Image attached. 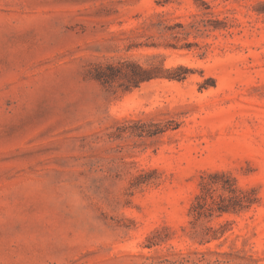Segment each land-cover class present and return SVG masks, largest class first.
<instances>
[{
	"label": "rangeland",
	"instance_id": "374dc122",
	"mask_svg": "<svg viewBox=\"0 0 264 264\" xmlns=\"http://www.w3.org/2000/svg\"><path fill=\"white\" fill-rule=\"evenodd\" d=\"M215 173L255 204L195 223ZM0 264H264V0H0Z\"/></svg>",
	"mask_w": 264,
	"mask_h": 264
},
{
	"label": "trees",
	"instance_id": "16d2710c",
	"mask_svg": "<svg viewBox=\"0 0 264 264\" xmlns=\"http://www.w3.org/2000/svg\"><path fill=\"white\" fill-rule=\"evenodd\" d=\"M187 70L176 67L167 75V79L183 81ZM158 69L145 70L139 65L119 62L116 65L107 64L94 68L93 79L103 86H111L118 80H126L132 87H138L141 82L160 78ZM129 87H125L127 90ZM200 193L195 197L191 207L194 222L220 218L226 214H239L248 211L255 204L251 199L254 190H241L236 186L235 180L228 174L215 173L201 179ZM217 231L211 227L205 228L201 235L206 238L216 239ZM209 242L210 239H207Z\"/></svg>",
	"mask_w": 264,
	"mask_h": 264
}]
</instances>
